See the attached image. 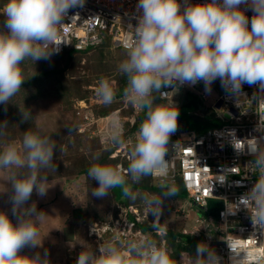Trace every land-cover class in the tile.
I'll list each match as a JSON object with an SVG mask.
<instances>
[{"label":"clouds","instance_id":"obj_1","mask_svg":"<svg viewBox=\"0 0 264 264\" xmlns=\"http://www.w3.org/2000/svg\"><path fill=\"white\" fill-rule=\"evenodd\" d=\"M84 3L85 0H4L0 6V15L4 17L0 27V104L6 105L21 90L25 81L21 65L25 60L49 59L59 52L63 43L59 38L63 18L69 9L82 7ZM241 5L250 6L254 13L250 20ZM136 11L137 22L128 25L126 31L130 36L126 35L122 42L125 58L119 63L118 71L127 78L124 98L146 115L134 139L127 141L130 148L126 171L98 162L99 152L92 154L91 159L96 162L87 169V176L98 182L91 189L92 195L104 198L112 189L129 181L138 184L145 177H157L162 189L159 196L145 193L140 199L147 213H153L158 221L162 195L178 193L165 155L180 114L172 99L175 89L170 99L169 92L161 89L203 81L205 90L210 92L211 84L219 79L240 106L242 86L258 85V91L246 100L252 104L255 100V105L261 108L255 128L260 135L240 140L234 130L227 133L236 151L246 150L254 156L248 169L257 179L238 200L226 204L227 211L222 215H235L242 206L250 213L253 226L247 238L232 235L226 241L230 264H264V0L197 3L183 0V8L180 0H137ZM95 94L102 104L111 105L116 99L113 81L100 77ZM157 94L163 102H154ZM21 113L24 121L33 117L29 109ZM126 122L129 123L125 121L123 125L117 112L109 115L102 129L106 146L125 144ZM8 125L6 120L0 121V169L9 173L7 182H10L16 223L0 210V264H50L47 250L43 255L37 252L32 256L21 254L20 250L42 244L37 225L45 222L47 214L37 211L35 203L25 205L34 192L43 197L52 187L41 170L56 167L53 163L56 144L50 134H44L42 127L38 131H25L19 143L4 141ZM230 169L215 179L223 184ZM123 191L130 198H137L128 187ZM153 230L161 236L166 234L158 222L153 223ZM222 261L204 242L197 245L194 255L185 253L181 257V264H222ZM76 264H177V261L166 246L150 235L127 240L117 235L101 243L98 253L83 246Z\"/></svg>","mask_w":264,"mask_h":264},{"label":"built area","instance_id":"obj_2","mask_svg":"<svg viewBox=\"0 0 264 264\" xmlns=\"http://www.w3.org/2000/svg\"><path fill=\"white\" fill-rule=\"evenodd\" d=\"M191 2L197 3L202 2V0H191ZM180 3L181 8H183V0H180ZM136 5L137 0H85L82 7L77 6L69 9L67 16L63 18L62 23L64 24L60 26L59 30V38L63 43L60 45L59 52L53 55L68 50L75 52L90 51L102 46L106 41L109 42L111 49H123L122 42L125 36H130V33L126 31L128 25L134 26L137 22ZM240 7L250 20L254 14L250 6L241 5ZM110 80L113 81L116 90L114 102L117 103V106L109 113L98 114L94 111L93 106L102 104L96 97L95 85L91 87L93 94L77 101V103L90 104L85 112L82 111L81 121L77 127L78 132L86 133L90 138H99L101 141L103 140V143H105V138L102 129L112 112H117L120 115L123 125L125 121H129L133 125L136 122L135 118L142 111L126 101L116 80ZM94 82L97 83L98 80H94ZM214 83L220 84L222 93L219 94L214 88H211L210 92L201 90L199 92L203 97L202 103H208L210 98L212 100L209 105L210 108L216 112L218 118L225 122L201 133L194 130L173 133L169 139L168 151L165 155V159L170 161V174L174 182H181L187 192L182 204L179 203L174 208V213L181 212L179 220H183L185 223L188 221L189 213H195L193 224L191 223L187 229L183 223L182 229H177L162 214H160L159 220L155 221L156 217L151 212L147 213L144 204L137 207L136 205L126 206L117 203L115 216L112 211H109L107 217L99 225L93 224L91 241L95 243V253H98L101 243L117 235L125 240L140 235H150L166 246L177 264H181L182 256H174V245L180 242V237L176 236L173 239L167 237L169 230H178L181 233L200 238V243H207L216 251L217 255L223 258L222 264H230L231 253L226 241L232 235L247 238L252 232L253 226L250 213L244 210L242 206L235 215H222V213L227 211L226 204L238 200L240 196L250 190L257 176L248 169V164L254 159V156L248 154L246 150L244 152L236 151L232 147L227 133L234 130L236 137L240 140L259 136L260 133L255 131V128L261 108L259 105H255V100H253V104L250 100H246L258 91V85L244 84L242 86L243 95L239 97L241 105L238 106L237 98L225 91L219 79L212 84ZM198 86L205 87L204 82L200 81L195 85L165 86L161 91L169 92L168 98L170 99L174 89L172 97L176 95L177 89L194 92L193 90ZM157 97L160 99L159 94ZM94 98L99 102H95L93 105ZM219 101V108H216ZM134 136L127 134L124 139L125 144L122 146L108 145L114 149L113 151L120 154L122 164L118 165L119 169L126 171L128 167L124 164V161L129 163L128 149L130 145L127 144V141L134 139ZM177 141L179 143L175 145ZM228 168H232L229 171V176L223 184L219 183L216 179H220V177L217 175L223 174ZM153 178L159 182L157 177ZM210 200H217L220 203L215 219L202 214ZM154 222H158L160 227L166 229L165 235L161 236L159 232L153 230ZM225 223L228 224L224 225ZM236 243H240V241H236Z\"/></svg>","mask_w":264,"mask_h":264},{"label":"rangeland","instance_id":"obj_3","mask_svg":"<svg viewBox=\"0 0 264 264\" xmlns=\"http://www.w3.org/2000/svg\"><path fill=\"white\" fill-rule=\"evenodd\" d=\"M3 3L4 0L0 6ZM3 21L4 17L0 15V27H2ZM124 58L125 51L123 49H111L108 46H103L83 53H72L70 56L67 52L59 56L52 55L49 59H40L36 62L27 59L21 65L22 72L25 80L34 77L33 80L27 82L9 103L0 104V121L6 120L9 124L4 141L19 143L25 131H38L42 127L44 134H50L56 144L53 156V163L56 167L41 170L42 174L47 175L52 187L43 197L34 192L25 205L27 207L35 203L37 211H40V207L47 208L44 212L47 214L45 220L47 224L44 222L37 225V228H41L39 230L41 239H48L58 232L64 240L65 248L62 246L61 254L55 248L51 249L52 253H48L50 264H76L81 252L76 250V245L83 243L84 239H88V245L85 244V248H92L95 252V243L91 241L93 224L99 225L107 217L109 211H112L114 216L116 215L117 207L112 193L121 200L125 197L123 194L125 185L112 189V192L110 191L109 195L104 198L92 195L91 189L97 187L98 182L88 178L87 172L81 173L83 169L96 162L91 159L92 154L99 152L101 159L98 162L114 168H118V165L122 164V160L119 157L120 154L106 146L103 140L90 138L86 133H80L77 130L82 111L85 112L86 108L90 106L89 103H77V101L93 94L91 87L97 85L94 80H99L102 76L116 80L120 87L121 79L124 77L118 71V65ZM54 69L60 72L53 73ZM210 87L219 94L222 93L220 84L214 83ZM201 90L208 92L205 87L201 86L194 89V92H190L202 101L203 97L199 92ZM154 100H158L157 95ZM95 102L99 101L94 98L92 104L94 105ZM211 102L212 100L209 98V104L206 102L203 105L205 109L203 108L201 115L211 111V106H209ZM111 107L114 109L113 104ZM28 109L33 117L30 121H24L21 111ZM101 109V105L97 107L98 112H101ZM138 117L139 115L135 118L136 121ZM177 122L178 126L183 124L180 120ZM177 128L183 129L182 126ZM129 129L131 130L130 126H124L123 139L126 138ZM130 135L133 136L135 133ZM8 174V170L0 169V191L8 189L0 192V210L7 212L11 219L14 215L10 200V182H7ZM131 192L137 194V198H131L129 203L137 207L143 204L140 199L141 195L153 194L145 190H132ZM171 198L170 196L162 198L161 214L166 216L167 220L173 223L177 229H182L185 222L179 220L181 212L174 213V208L179 203L182 204L185 198L181 201L174 197ZM58 204L61 205L59 209L62 210L60 217L56 215ZM194 216L195 213H189L185 228L189 229ZM26 247L20 250L21 254L32 256L35 255V252H41L40 246L36 251Z\"/></svg>","mask_w":264,"mask_h":264},{"label":"trees","instance_id":"obj_4","mask_svg":"<svg viewBox=\"0 0 264 264\" xmlns=\"http://www.w3.org/2000/svg\"><path fill=\"white\" fill-rule=\"evenodd\" d=\"M1 2H2V0H0V3ZM103 46L109 47V42L106 41L100 47H103ZM65 52H67L68 56H70L72 53H83V52H87V50L86 51H78V52H75L73 50H68ZM65 52H63L61 54L54 55V56L62 55ZM52 72L53 73H56V72L59 73L60 71L54 69V70H52ZM45 74H48V73H45ZM123 77L124 78L121 79L122 83L119 87L121 93H123V90L127 85V78L125 76H123ZM33 78L34 77L26 79L21 87L25 86L27 84V82H31L33 80ZM172 99L175 102V104L178 106V109H179L180 114L178 116V120L183 122V124H179V126H178V127L182 126L183 129L177 128L176 132L194 130L196 132L201 133V132L207 130L208 128L220 126L221 124H223L225 122L216 116V112H214L212 110V108H211V111L209 113L206 112L205 114L201 115V112L205 109L203 107L204 104L202 103V101L199 100V98L196 95H194L189 90L177 89L176 95L174 97H172ZM154 102L159 103V102H163V101H161L158 98V100H154ZM112 104H113L114 108L117 106L116 102H113ZM100 105L102 106V109H101V112H98L97 107L98 106L100 107ZM100 105H96L93 107L94 111L98 114H106L112 109L111 105H104V104L103 105L100 104ZM145 115H146L145 111L142 110L141 113L139 114L138 120L132 126H130V124L128 122H126L125 127L130 126V128H131V130L129 129V132L127 134H134L138 131L140 124L145 119ZM178 129H180V130H178ZM172 136H173V134L170 137H172ZM117 161H118V159H117ZM124 164L128 165L129 163L124 161ZM90 166L91 165H89V167ZM89 167L83 169L81 171V173L87 172V169ZM125 186L128 187L130 189V191H132V190L144 191L145 190V191L152 192L153 194H157V195H159L160 192L162 191V189L159 187V182L153 177H145L138 184H134L131 181H129V183ZM175 187L178 188V193H177V195L170 196V197H172V198L174 197L177 200L184 199L187 195V192L184 189L181 182L176 181ZM123 194L125 197L123 198V200H121V198H119V199L116 198L115 195L112 193L114 201H119L120 203H123V205H126V206L130 205L129 201L131 198L129 196L125 195L124 191H123ZM162 198L165 199V196L162 195ZM219 208H220L219 201L210 200L208 203V206H207L206 210L203 212V214L206 216H209L212 219H215V218H217V211ZM176 236L180 237L181 240L179 243H176L174 245V256L179 257L185 253H187V254L192 253L194 255L196 248H197V245L200 243L201 239L194 237V235L181 233L178 230H169L168 231L167 237L169 239H173Z\"/></svg>","mask_w":264,"mask_h":264},{"label":"crops","instance_id":"obj_5","mask_svg":"<svg viewBox=\"0 0 264 264\" xmlns=\"http://www.w3.org/2000/svg\"><path fill=\"white\" fill-rule=\"evenodd\" d=\"M124 51V50H123ZM111 192H112V190H111ZM115 202V204H123V203H120L119 201H114ZM61 205H57V213H56V215L58 216V217H60L61 216V211L62 210H60L59 208H61L60 207ZM47 210V208H43V207H40V211H43V212H45ZM60 215V216H59ZM11 220H12V222L15 224L16 223V216H13L12 218H11ZM45 224H47V221H45ZM39 230H41V228L39 229L38 228V231ZM42 232H45V231H42ZM40 233V232H39ZM38 239H41V236H39V238ZM43 240H42V244L40 245V248H41V252H39L41 255L42 254H44V251L45 250H47L48 252L47 253H52L53 251L51 250L52 248H55V249H57L58 251H59V253L61 254L62 252V248L64 247L65 248V245H64V240L62 239V237H61V235H59L58 234V232H55V235H52V236H50L48 239H45L44 240V238H42ZM88 239H84V242L83 243H80V244H78V246L76 245V250L77 251H82L83 250V246L84 247H86L85 246V244L86 245H88ZM63 243V244H62ZM63 246V247H62ZM28 247V249H33L34 251H36V249H37V247H32V246H27ZM26 247V248H27ZM56 250V251H57ZM35 254H36V252H35Z\"/></svg>","mask_w":264,"mask_h":264},{"label":"water","instance_id":"obj_6","mask_svg":"<svg viewBox=\"0 0 264 264\" xmlns=\"http://www.w3.org/2000/svg\"><path fill=\"white\" fill-rule=\"evenodd\" d=\"M219 105H220V101L216 104V108H219ZM235 114V112H234Z\"/></svg>","mask_w":264,"mask_h":264}]
</instances>
